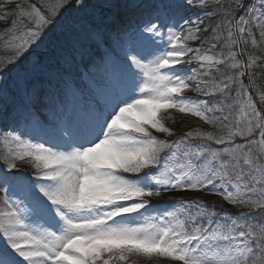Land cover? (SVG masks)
Returning a JSON list of instances; mask_svg holds the SVG:
<instances>
[{"label": "snow or ice", "instance_id": "obj_1", "mask_svg": "<svg viewBox=\"0 0 264 264\" xmlns=\"http://www.w3.org/2000/svg\"><path fill=\"white\" fill-rule=\"evenodd\" d=\"M9 20L0 264H264V0H0Z\"/></svg>", "mask_w": 264, "mask_h": 264}, {"label": "trees", "instance_id": "obj_2", "mask_svg": "<svg viewBox=\"0 0 264 264\" xmlns=\"http://www.w3.org/2000/svg\"><path fill=\"white\" fill-rule=\"evenodd\" d=\"M0 23H2V21H0ZM173 127L178 133L182 131H187L189 128H196V127H203L205 129L211 130L210 126L203 124V122L197 120L194 117H190V116L184 117V116H179V115L177 116V123L173 125ZM215 202L218 205H221V204L226 205L222 201H219L218 198H215Z\"/></svg>", "mask_w": 264, "mask_h": 264}, {"label": "rangeland", "instance_id": "obj_3", "mask_svg": "<svg viewBox=\"0 0 264 264\" xmlns=\"http://www.w3.org/2000/svg\"><path fill=\"white\" fill-rule=\"evenodd\" d=\"M11 23V21L9 20L8 22H6V24H5V27H8L9 26V24ZM195 66V63L193 64V65H191V66H187V67H194ZM194 93V92H193ZM193 93H189V95H193ZM186 195H192V194H186ZM206 197H211V196H206Z\"/></svg>", "mask_w": 264, "mask_h": 264}]
</instances>
